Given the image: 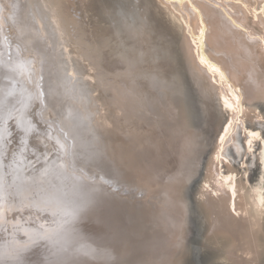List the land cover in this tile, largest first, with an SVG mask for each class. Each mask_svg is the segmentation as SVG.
<instances>
[{
    "label": "bare ground",
    "instance_id": "1",
    "mask_svg": "<svg viewBox=\"0 0 264 264\" xmlns=\"http://www.w3.org/2000/svg\"><path fill=\"white\" fill-rule=\"evenodd\" d=\"M200 7L202 11L208 12L206 17L210 26L205 39L206 54L218 65L215 69L220 74L217 75L223 76L221 78V80L224 79L223 82L219 79V88L223 89L222 92L226 99L228 98L230 101L232 112L229 116V122L224 128L222 138L216 146L218 151L210 159L212 179L207 190L212 196L220 195L222 202L227 205L230 218L233 216L231 213L233 210L235 211L236 203L241 204L242 211L237 210L239 212L237 213L239 217L237 220L241 221L245 216L251 217L249 205L252 202L255 208L259 207V201H256L259 198L250 201L244 195V188L237 181H227L222 175L220 163L221 160L223 161L224 151L227 149L223 150V145L228 138L232 143L234 142L237 127L235 121L243 109L251 110L253 112L252 118L261 117V111L255 104L259 97L264 94V84L259 77L262 74L259 75L257 70L249 65V62H252L253 53L247 48V45L251 44L245 40L241 33H236L226 20L221 19L215 10L208 9L201 4ZM231 9L234 7L231 6ZM51 10L47 8L44 0H0V253H5V255L0 254V260L4 257L6 261H22L23 264H163L154 257H150L148 255L150 253L146 251L154 247L156 240L167 241L171 239L176 242L179 240L185 213V206L181 200V179L179 178V175L185 176L181 157L178 158L180 162L176 159L180 171L170 170L166 172L165 170L162 174L156 164L150 161L144 160L143 162L136 159V161H132L124 157L126 148L123 147L122 141L128 142L127 140L132 138L131 134L124 132L118 134L111 131L109 126L102 125L99 120L100 116H97V110L93 107L94 104L92 105V100L82 89L81 81L76 78L75 72L67 79L62 70V63L58 59L59 54L55 50L56 47L53 48L52 45L54 42L53 35L56 36L57 32V38L60 36L57 26L59 23H54L55 18H52L54 11ZM239 11L245 19V13ZM232 17L234 18V16ZM192 20L195 19L192 18ZM262 25L264 28L263 21ZM53 26H56L58 31L55 32ZM232 27H234L233 24ZM234 29L238 28L234 27ZM120 30L122 31V29ZM250 39L253 38L250 36L248 40ZM252 42L254 43V41ZM232 45L234 47H231ZM29 48L34 51L35 55H32V51H30L31 55L29 56L24 54L23 50ZM79 49L80 52L81 50L85 51ZM158 54L156 52L154 55H157L159 59ZM65 58L67 59V57ZM259 59L264 66V53L260 55ZM93 60L95 61V59ZM129 63H131V69L127 68V62H122L119 70L117 69L128 77L129 72L137 67L136 61L134 63L131 60ZM153 65L155 68L161 67L157 64L159 67ZM126 68L127 70H125ZM163 72L156 70L142 76L147 85L141 84L134 76L128 78L132 84L124 80L125 84L128 83L125 85L119 79L117 87L119 86L120 90H114L115 98H112L113 96L109 99L105 98V104L110 108L114 107L122 119H125L127 123L125 125H128L127 121L131 117L143 121L147 126L155 120H160L170 127V129L168 127L163 128V124L161 125L162 128L158 127L163 135L164 133H171V136L175 135L177 138L182 135L184 140L188 142V132L187 136L183 135L185 129L180 127L185 124L181 94L174 97L168 93V91L178 89L175 87L174 81L179 83L180 79L176 75H170L169 78L167 73ZM101 73L103 72L101 71ZM45 75L49 79L47 83L50 84L49 86L47 84L46 93L43 91ZM104 77L102 76L103 79ZM86 78V82L91 80V78H87L88 80ZM178 86L180 90L183 87L181 83ZM103 88L106 89L107 87ZM146 88L152 90L155 88L161 100L158 101L151 97L152 95L145 93ZM60 99H64L62 103L64 106L67 103L70 104L66 107L65 115L62 114L61 116L57 112ZM164 99H166V103ZM168 99L173 101L172 105H170L171 103L168 104ZM246 102L250 103L249 106L246 105ZM44 106L45 110H52L56 114L59 123L54 121L53 126L47 121L39 120L38 114ZM45 110L43 116H45ZM48 116L52 117L50 114ZM120 116H116V119ZM104 118L102 117V120ZM125 122L123 121V123ZM61 125L64 127V131L60 129ZM115 126L118 127V124ZM239 128H242L241 125ZM173 130L177 132L174 133ZM147 131L149 130L147 129ZM251 134L259 133L256 130H251ZM164 137L168 138L166 135ZM33 138L35 139L34 144H36V139L37 141L41 140L42 147L33 146V149H30L31 152L34 155H39L45 149V154H42L44 158H39L37 163L32 165L33 167H28L31 162L29 158L25 159L23 156V159H18L20 163L12 161L11 164H6L4 167L3 161H11L12 156L18 154L17 149L22 147L23 150L28 149V139L32 144ZM67 138L71 139L70 144ZM166 138L165 141H167ZM179 142L181 143V141ZM58 143L65 149L66 159L62 162L58 161L60 157L57 153L60 152V155H63L62 150L58 148L59 145L57 146ZM71 144L74 145V148ZM225 146L228 147V145ZM174 149L173 153L176 151ZM139 150L142 152L141 148ZM55 151L57 152L56 155L54 154ZM69 151L75 152L73 156L81 164L80 167H88V170L94 175L91 176L89 173L85 175L86 173L84 174L82 171L69 170L71 165L67 160L73 159L72 154L69 156ZM177 151L175 154L179 156L181 152ZM169 154L170 151L168 156H170ZM135 155L132 157L133 160ZM261 155L264 163V146ZM167 159L165 158L164 161ZM63 165L66 166V169ZM5 171H9L8 174L4 173ZM21 172L26 177L28 176L27 179L32 182H37L42 175L50 176L52 182L59 186L57 187L58 190L52 189L53 198L50 197V190H48L42 192L43 195L48 196L45 200L34 199L35 196L31 191L25 193L23 198L16 200V197L21 196L16 192L13 193V191H5V189L14 186V184L9 185L8 181ZM104 176L107 178H103ZM45 182H47L46 179L44 185H46ZM70 186L74 188L71 189ZM59 188L63 190L60 191ZM83 189L90 193L86 198L83 195L84 200L77 199L79 202L77 204L82 205L84 202L83 205L86 209L84 213H78L73 208L76 203L74 195H80ZM238 191H241L240 195L242 196L239 201L235 197ZM3 193L7 194L3 197ZM46 200L50 202L48 205ZM257 220L259 223V219ZM259 226L257 229H260ZM242 231L245 236L243 242L237 243L235 240L230 242L228 248L222 251L215 261L228 260L233 257L231 253L234 252V248L237 247L239 250L245 244L256 242L257 234H253L252 238L249 239V236L247 238L245 234V228ZM218 250H220L219 247ZM171 252L170 255L173 257L176 251ZM257 252L250 253L247 251L242 255V259H236L233 264H264L261 259L256 257Z\"/></svg>",
    "mask_w": 264,
    "mask_h": 264
},
{
    "label": "rangeland",
    "instance_id": "2",
    "mask_svg": "<svg viewBox=\"0 0 264 264\" xmlns=\"http://www.w3.org/2000/svg\"><path fill=\"white\" fill-rule=\"evenodd\" d=\"M44 1L46 2L47 8L54 11V14L52 15V18H55L54 23H59L57 25L60 33L58 38L56 32L58 30L56 26L52 27L56 32V36L53 35L52 37L54 39L52 45L53 48L56 47L55 50H57L59 54L58 59L59 62L62 63V70L64 71L66 78L69 79V77H71L75 72L74 75L79 81H81L82 89H84L88 98L92 100V105L94 104L93 107L96 108L97 116H100L101 119L99 118V120L102 125L107 127L109 126L111 131L118 134L121 132L131 134L130 136H132V138L127 140L128 142L122 141L123 147L126 148V154H124V157L129 158L132 161H150L151 163L156 164L161 174L165 170L166 172L170 170L175 172L180 171L177 161H179L178 158L181 157L185 176L182 177V175H179V178L181 179V200L185 206V213L182 222V229L179 234V240H177V242L171 239H168L167 241H164L163 239L156 240L154 247L149 248L146 251L150 253L148 255L150 257H154L163 264H173L174 261L175 264H233L236 259H242V255L245 252L248 251L251 253L258 251V255L256 257L261 259L264 263V163L261 159V153L264 146V94L259 97V100L255 104L261 111V117L252 118L253 112L251 110L243 109L240 112L239 116H237V121H235L236 124L234 123L235 126L238 127H236V133H233L235 135V140L232 143L229 138L226 139V143L223 145V150H225V148L227 149L224 151L225 155L223 157V161L220 159L221 173L226 180L237 181L244 188V195H246L250 201H254L255 198H259L256 200L257 202L259 201V207H257L258 209L253 206L252 202V204H250L251 206L249 205L251 217L247 218L245 216L244 219L240 221L237 220V218H239L237 213L242 211L241 204L236 203L234 207L235 211H232L231 214L233 216L230 218L228 216L229 211L227 210V205L222 202L220 195L217 197L212 196L209 190H207L208 184L212 179L210 159L218 151V147L216 149V146H218L222 138V134L225 130L224 128L228 124L229 116L232 112L230 101L228 98L226 99V96L222 92L223 89L219 88V79L221 80L223 76L217 75L219 72L215 68L218 67V65L214 63L206 54L205 39L210 26L206 17L208 12L202 11L200 7L201 4L208 9L212 8L215 10L216 13H219L221 19L226 20L236 33H241L245 40L251 44L249 46L247 45V48L253 53V59L252 62H249V65L253 67L254 70H257L259 75L262 74L259 77L264 84V66L261 59H259L260 55L264 53V28L262 25V21L264 22V0ZM231 6H233L235 10L231 9ZM239 10L245 13V19L242 17ZM232 16H234V18ZM192 18L195 20L193 21ZM232 24L238 29H234ZM120 29H122V31ZM248 32L251 35H249ZM71 34L72 36H70ZM250 36L253 38L250 39L251 41L248 40ZM252 41H254V43ZM2 43H4V41H2ZM152 47L153 49L155 48L154 51L151 49ZM231 47L234 46L232 45ZM79 48L84 49L85 53L83 50H81V52L78 51L80 50ZM28 50H23L26 56L31 55L30 51H32V55H35L32 49L29 48ZM14 52L16 51L14 50ZM156 52L157 54L159 53V59L157 55H154ZM162 53L164 54L161 56ZM16 55H18L17 52ZM65 57H67V59ZM93 59H95V61ZM131 60L134 63L135 61L137 62L135 63L137 67L133 71L131 70V72H129V77H137L143 85H147V83L145 79H142V76L155 72L156 70L161 73L164 71L165 74L167 73L168 76H166L169 78L170 75H176L179 77V83L174 81L175 87L178 89L168 91V93L172 94L174 97H178L179 94H181L180 97L183 102L185 124L180 127L183 128V130L185 129L182 133L183 135L187 136L188 132L190 142H186L182 135V137L180 136L181 138H177L175 135L171 136V133H164L163 135V133L159 131L160 128L158 127L162 128L163 126V128H167L169 125H165L166 123L164 124V122H160V120H155L151 125L147 126L143 121L139 119L137 120L135 117H131L127 121L129 125L128 127V125H125L127 124L125 119H122V116L117 113L114 107L112 106L110 108V106L105 104L106 99H109L112 96V98L116 97L114 92L115 89L120 90L119 86L117 87L119 79L123 81H121L123 84H125V81H129V83L132 84V82L128 79V76L124 75L121 71H118L122 62H127V68L131 69V63H129ZM153 64L160 65L161 67L156 65V67L159 68H155L153 67ZM85 65L89 70L85 68ZM127 68L125 70H127ZM219 68H221V65H219ZM101 71L104 74L101 73ZM260 71L262 72L260 73ZM104 75L106 76L104 77ZM123 75L124 77H122ZM48 77L45 75V78H43L44 93H46L47 84L48 86L50 85L47 83L49 82ZM86 77L88 79L91 78V80H88ZM93 77H97V79H94ZM85 78L89 82H86ZM160 79L164 80L162 78ZM223 80L221 81L223 82ZM225 82L224 85H226ZM180 83L183 86L181 90L178 86ZM102 85L107 88H103ZM153 90L146 88L145 93L152 95L151 97L160 101L161 97L158 96V92L155 91V88H153ZM156 92L157 94H154ZM164 100L166 103V99ZM242 100L243 97L241 98V102ZM63 102L64 99H60L58 101L59 110H57V112L60 113L59 116L62 114L65 115L67 112L66 107L70 105L67 103L64 106L62 104ZM168 104L172 105L173 101L168 99ZM249 104L250 103L246 102V105L249 106ZM101 105L102 109L100 108ZM37 108L39 109V106ZM44 110L45 106L42 107L41 112L38 114L39 120L47 121V123L54 126V121L59 120V118L55 116L56 114L52 110H45V116H43ZM49 114L52 116L51 118L48 116ZM114 114L118 117L120 116V118L117 117L116 119ZM167 116L170 117L169 115ZM102 117L105 118L102 120ZM123 121L125 123H123ZM39 123L44 125L42 122ZM117 124L118 127L115 126ZM239 125H241L242 128H239ZM63 128L64 127L61 125L60 129L62 131H64ZM168 128L170 129V127ZM147 129L149 131H147ZM251 130H256L259 134H251ZM173 132L176 133L177 131L173 130ZM137 133H140V135H137ZM156 135L158 136L156 137ZM165 135L168 138L164 137ZM148 136L151 138H148ZM161 137L162 139L160 140ZM152 138L155 139L153 140ZM165 138L167 141H165ZM169 139L170 141H168ZM32 140L31 144L30 139H28V149L23 150V147L21 149H17L18 154L12 156L11 161H3L4 167H6V164H11L12 161L20 163L18 159H23V156L25 159L29 158L31 162L28 164V167H33L39 158L43 159L44 156L42 154H45V149L39 155H34L30 150L31 148L33 149V146L42 147L40 143L41 140L37 141L36 139V144H34L35 139L33 138ZM67 140L70 144L71 139L67 138ZM179 141H181V143ZM169 142L171 144L173 142V145ZM134 144L138 145H135V147ZM225 145H228V147ZM57 146L60 150H62L63 155L61 156L60 152L57 153L56 151L54 154L56 155L57 153V155H59L60 159L58 161H65V149L60 146L59 143ZM71 146L74 148L73 144H71ZM172 147H174L176 151L178 150L181 152L179 156L175 154L176 151L174 148L175 153H173V149H171ZM140 148L142 152L139 150ZM169 151L170 156H168ZM155 153L158 155L156 156ZM171 153L173 156H171ZM70 154L73 156L75 155V152L69 151V156ZM133 155H135L134 160L132 158ZM74 157L75 156H73V159L71 160H67V162L71 165L68 168L69 170L82 171L84 174L86 173L85 175L88 173L91 176L94 175L90 170H88V167H80L81 164L78 163ZM161 157L164 159L166 158L167 160L164 161L163 158L160 159ZM64 168L66 169V166H64ZM8 172L9 171H5L4 173L8 174ZM19 174H23V172L18 173L16 177L11 178L8 181L9 185L14 184V186H10L5 189V191H13V193L16 192L19 196H21L16 197V200L23 198V195H25V193H29L30 191L34 194V199L45 200L48 196L43 195L42 192L50 190V197L53 198L52 189L58 190L57 187L59 186L52 182L53 180L50 176L42 175L41 179L37 182H32L27 179L28 176L26 177L24 174ZM43 178L47 181L45 182L46 185H44ZM103 178L107 177L104 176ZM73 188L74 187L71 189ZM59 190L62 191L63 189L59 188ZM89 193V191L83 189L80 195H74L76 203L73 208L76 212L84 213V211H86L85 206L83 205L84 202H82L83 206L77 204L79 203L77 199L84 200L83 195H85L86 198ZM237 193L235 197L239 201L242 198L240 195L241 191H238ZM6 194L7 193H3V197ZM46 203L48 205L50 202L47 201ZM85 216L89 218L87 215ZM256 219H259V223ZM258 225H260V229H257ZM244 228L246 230L245 234L247 238L249 236V239L252 238L253 234H257L256 242H250L248 245L245 244V246L239 250L237 247L234 248V252L231 253L233 257L228 260L225 259L215 261L221 252L228 248L231 244L230 242L233 240L237 243L243 242L245 236L242 234V230ZM241 238L242 241L240 240ZM218 247L220 250H218ZM173 250L176 252L174 256L171 257L170 254ZM0 254L5 255V253L2 252ZM245 256L247 257V255ZM2 263L23 264L22 261H6L4 257L0 260V264Z\"/></svg>",
    "mask_w": 264,
    "mask_h": 264
}]
</instances>
